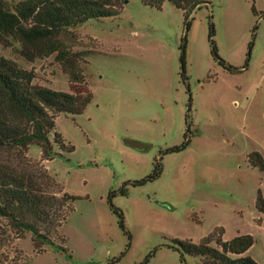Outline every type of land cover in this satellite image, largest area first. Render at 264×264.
Listing matches in <instances>:
<instances>
[{
    "label": "rangeland",
    "instance_id": "1",
    "mask_svg": "<svg viewBox=\"0 0 264 264\" xmlns=\"http://www.w3.org/2000/svg\"><path fill=\"white\" fill-rule=\"evenodd\" d=\"M4 1L14 8L21 0ZM193 16L187 32L172 3L157 9L129 0L116 16L71 29L62 39L81 54L80 82L55 55L28 62L19 44H0V54L33 70L36 83L93 95L83 113L56 118L51 141L58 133L72 152L54 145L56 155L44 160L32 145L0 156L6 172L34 175L43 195L77 197L53 237L66 251L48 244L38 254L30 233L15 238L0 219V261L203 264L182 257L173 241L218 239L223 228L224 241L252 235L246 254L264 264V213L256 207L264 169L251 161L255 152L264 159V0H211ZM211 16L218 53L238 72L212 53ZM186 137L185 148L168 151ZM128 139L149 146L136 149ZM156 161L160 176L134 185Z\"/></svg>",
    "mask_w": 264,
    "mask_h": 264
},
{
    "label": "trees",
    "instance_id": "2",
    "mask_svg": "<svg viewBox=\"0 0 264 264\" xmlns=\"http://www.w3.org/2000/svg\"><path fill=\"white\" fill-rule=\"evenodd\" d=\"M126 1L128 0H21L12 8L4 0H0V44L6 47L19 44V52L28 62L55 55L73 81L80 82L82 75L77 59L80 60L81 54L74 53L62 36L89 20L116 16ZM141 1L146 6L157 9H161L165 2L172 3L183 11L187 32L191 29L196 10L211 3V0ZM214 35L211 16L209 39L212 53L226 70L238 72L237 68L220 57ZM185 45L186 37L183 62ZM252 47L253 44L250 45V52ZM183 76L185 78V74ZM35 79L33 70L24 69L0 54V156L15 151L27 152L32 145L41 148L44 160L54 158V145L68 152L73 151L65 146L58 133L54 134V140L51 141L56 118L60 114L83 113L92 100V93L86 88H78L75 93L58 91L36 83ZM188 143L189 139L186 137L181 146L168 151H180ZM251 161L264 169V159L258 152L252 154ZM161 172L162 163L156 161L153 172L145 179L134 181V185L156 179ZM37 184L34 175L6 172L0 167V219L7 221L10 231L16 234L15 238H23L30 233L38 254L44 252L43 246L48 244L66 251L65 247L57 245L53 237L58 236L59 228L72 209L71 203L77 197L67 193L60 197L46 196L38 189ZM125 193L124 190L123 194ZM54 207L57 208L54 210ZM256 207L260 213H264L261 191L257 196ZM120 215L121 226L125 229L123 215ZM223 234L222 228V237ZM222 237L214 239V234H211L200 243L175 239L172 247L181 250L182 257L184 254L199 257L203 264H258L246 254L255 243L252 235H238L228 241H224ZM212 242L216 246L213 247ZM0 264L27 263L7 258L0 261Z\"/></svg>",
    "mask_w": 264,
    "mask_h": 264
},
{
    "label": "water",
    "instance_id": "3",
    "mask_svg": "<svg viewBox=\"0 0 264 264\" xmlns=\"http://www.w3.org/2000/svg\"><path fill=\"white\" fill-rule=\"evenodd\" d=\"M128 1H126V3H128ZM127 144L130 145L131 147L133 148H136V149H144V148H147L149 145L146 144V143H143V142H140V141H137V140H133V139H128L126 140Z\"/></svg>",
    "mask_w": 264,
    "mask_h": 264
}]
</instances>
